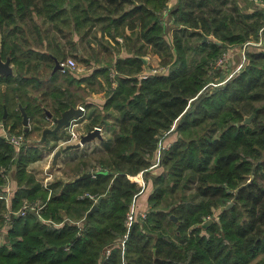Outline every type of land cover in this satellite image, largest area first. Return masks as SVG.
Listing matches in <instances>:
<instances>
[{"label": "trees", "instance_id": "16d2710c", "mask_svg": "<svg viewBox=\"0 0 264 264\" xmlns=\"http://www.w3.org/2000/svg\"><path fill=\"white\" fill-rule=\"evenodd\" d=\"M168 3L0 0L1 56L10 57L16 72L0 76L11 91L0 93L4 127L20 132V103L34 129L42 130L44 109L50 110L46 97L49 112L59 117L77 105L72 86L75 92L105 93V101L88 115V131L109 114L117 119L106 154L96 157L94 177L72 181L89 172L80 157L73 178L53 181L50 193L28 171L41 159L38 147L16 153L0 137V167L17 165L11 211L24 200L45 203L40 217L28 212L5 221L0 216V229H6L0 264H264V47L248 51L245 67L229 79L211 66L228 48L256 40L261 29L264 34V15L243 12L237 0H177L171 9ZM93 30L107 40L99 42L110 54L107 62L97 59L102 64L83 77L72 71L51 75L55 61L66 59L67 47L79 52L87 44L91 50L94 43L87 38ZM148 56L167 72L143 74L150 68L143 60ZM86 57L81 61L88 63ZM36 74L49 84L41 88ZM32 86L41 102L28 97ZM163 139L171 142L154 175L149 168ZM140 174L145 190L151 188L146 216L136 217L122 250L116 242L127 232L125 220L140 191L131 178ZM4 211L0 202V215Z\"/></svg>", "mask_w": 264, "mask_h": 264}, {"label": "rangeland", "instance_id": "374dc122", "mask_svg": "<svg viewBox=\"0 0 264 264\" xmlns=\"http://www.w3.org/2000/svg\"><path fill=\"white\" fill-rule=\"evenodd\" d=\"M167 17H168V15L167 16L166 15H164V16L162 15L163 21L165 22V24H167V28H169L167 30V33H168L167 36L170 37V33H171L170 28L171 27H170L169 21L167 20ZM36 20H37V18H36ZM37 22L39 23L38 20H37ZM88 40H90L92 43H94L93 44L94 46H92V44L90 46L91 50L87 47V44H86V49L83 48L84 44L81 47L79 46V52H74L75 50L70 51V49L68 47L66 49V52L68 54L66 59L67 58L74 59V61L78 65V67L81 69L80 72H74L73 71L74 74H77L79 77H83L84 75H87L88 73H91L93 67H98L99 64H102V62L101 61H97V59L101 58L102 61H106L104 59H108L109 55H110L109 53L101 50L100 47H99V42H100V40H102L101 34L99 32L97 34V33H95V30H93L91 35L87 38V41ZM62 41H65V39H63ZM102 41L103 42H107V40H105V39H103ZM116 47H117V45H116ZM251 50H253V48ZM85 56H87L86 58L89 59L88 63H84V62L81 61V59L83 57H85ZM240 56H241V54L239 55L238 52H233V51L229 52V63H230V61H232V62L234 61V62L237 63L234 67L230 68V72L229 73H231V71L234 70L233 68H237L240 65V63H241V61H240L241 57ZM145 59L147 60L146 62H148V63L151 62V64H149L151 68H159L158 66L160 64H158V62L155 63L154 62L155 59L149 58V57H145ZM11 66L13 67V76H15L16 72H14V65H11ZM90 66H92V67H90ZM58 75H59V83H61V81L63 79V76H61L62 74L61 75L58 74ZM36 76H38L37 78L40 79V80L43 79V78H40L41 74H36ZM43 82H42V84H43ZM45 85H41L40 84V87L43 88ZM6 91H8V93L11 95V91H10L9 87L7 85H5V84H0V93L2 94L4 92H6ZM75 91H76L75 88L73 89V86H72L71 87V93L73 94V97L76 100V103L78 104L77 106L78 107H84L86 109L83 119H80V121H82L81 122L82 124H81V126H79L77 128V132L78 133H82V132L88 131L87 130V125L90 122V118H89L88 115H89V113H90L92 108L93 109L94 108L98 109V106L101 105L104 102L103 100H104L105 93H104L103 90H101V92H97L96 93V92L91 91L90 88H86L85 90H81L80 89L77 92H75ZM30 93H34V94H38L39 93L38 96H40V97L42 96V94L39 92V89L36 88L35 86H32V88H30ZM39 102H41V101H39ZM81 102H84V104L81 103ZM47 104H49V108H50L49 111H51L52 107H51L50 102L47 101ZM84 105H87L89 108H86ZM13 108L14 109L17 108L16 100L14 101V104L12 105V109ZM100 126L102 127L101 133L103 135V140L96 139V140H94L92 142H88V143L84 144L82 147L78 148L79 150L77 149V151H74L73 149H70V150L64 152L63 153L64 156L61 158L60 162H58L59 168H57V170L55 171V174H54V176L52 178V182L55 181V180H58V179H61L63 181L71 180L73 178V175H74V172H75L74 171V166H75V163L77 161L76 159L79 160L80 157L87 160V166L85 167L86 171H88V170L90 171V170H92V168L94 166H97L96 157L99 156V155H102V154H106L107 147L111 143V141H112L111 139H112V137L114 135V132L116 130V127H117V119H116L115 116L109 114L106 117V121ZM28 127H29V130H30V133H29L28 137H26L25 144L27 146L32 145V143H34V142H37V144L38 143L40 144V139H41L40 137H41L42 130H34V126H33V123H32L31 120L29 121V126ZM44 127L53 128L52 125L50 124V122L46 121L45 119L43 121L42 129ZM1 128H2V126H1ZM18 128L20 129V132L18 130H15L12 134H25L24 127H23L22 123H21V125ZM57 136H59V137L61 136V138H62L61 140L62 141L69 138L68 135L65 136V135H62V134H58ZM52 137L53 136H51V135H47V141L42 145V149L45 148L44 145H48V144L50 146L53 145L52 142L49 143V141H51L50 139H52ZM174 138H175V136H174ZM53 139L55 140L56 138H53ZM170 142H171V140L167 141V140L163 139V141H162V143L165 144V145L170 144ZM73 143H77V142H72L70 144H73ZM65 145H67V144L62 145V147L65 146ZM58 147H60V146L56 145L53 148L52 151L49 150L50 151L49 155L50 154L53 155L54 151ZM58 160H59V158H58ZM47 161H48V158L46 159L45 156H44V157H42V160H40L39 163L34 164V165L31 166V171H32L33 174L36 175V177H38V178L41 177L40 174H39V170H40V168L43 165H46ZM156 170H157V168L152 169V170H150L151 171L150 173L153 174V172L156 171ZM140 176L143 178V175L140 174L139 177ZM137 177L131 178V181H133L134 178H137ZM143 180H144V178H143ZM52 182H50V184ZM133 182H136V181L134 180ZM144 182H145V180H144ZM144 182H143L142 185H144ZM141 183H142V181H141ZM138 186H139V184H138ZM141 190L142 189H140V191L138 193V197L136 198V200H134V202L132 203V205L130 207V210L131 211L135 210L136 214H139L140 212H143V211L139 210L140 208L138 206V202H142L143 198H145L146 195L149 193V189L148 188H147V190L144 191V193L141 192ZM141 194H143V195L141 196ZM46 223H49V222H46ZM4 235H5V232L4 231H0V241L3 240V236Z\"/></svg>", "mask_w": 264, "mask_h": 264}, {"label": "built area", "instance_id": "2783aa9c", "mask_svg": "<svg viewBox=\"0 0 264 264\" xmlns=\"http://www.w3.org/2000/svg\"><path fill=\"white\" fill-rule=\"evenodd\" d=\"M164 15L167 16L166 12L163 13V16ZM262 31H263V29H261L259 31V35H258V38L256 40H254V41L253 40L252 41H248V42H246V43L243 44L244 45L243 46V49H241V54H242V57H243L242 58V61H241L240 65L237 68H235L234 70H232L231 73H229V75H227V77H226L227 79H229L234 73L239 72L243 67H245V65L247 63L246 53L248 52V50L246 49V47L251 46V47H253V49L254 48H262V47H264V34H263ZM228 60H229L228 59V56L224 52V53H222V55L217 60L214 61V63H212L211 66L213 68H219V69L225 70L226 67H227V64H228ZM158 67L159 68H151L150 67L148 69H145L143 71V74H158V75H160V74H165L167 72V70H168V67H163V66H158ZM68 71H72V72L73 71L74 72H80L81 71V69L78 67V65L74 61V59L67 58L66 60L60 62V69H59L60 74L63 75L65 73H67ZM229 72H230V70H229ZM80 108L82 109L83 115L81 117H79V118H73V119H71L69 121V124L67 125V127L65 129L66 130V135H68L69 138L66 139V140H63L62 143H61V145H59V146H62L64 144H70L72 142H78L80 136L83 133H86V131L85 132H82V133H78L77 132V128L79 126H81V124H82L79 121H80V119H82L84 117V114H85V111H86V109L84 107H80ZM1 126L4 128L2 122H0V127ZM94 127L99 128L100 131L102 129L101 126H94ZM4 131L7 132L6 133V137H5L6 138V141L10 144V146H12L14 148V150L16 151V153L19 152L21 148L26 147V144H25V142H26V136H25V134H12L9 131H6V129ZM169 146H170V144L165 145L163 143H159L157 152L155 154V159H154L153 165L149 168L150 170L155 169V168L158 167V163L160 161L161 151L163 149H165V148H168ZM48 168H49V166H47L45 168L46 169L44 171L45 177L41 181L42 184H43V186L45 188H47V189L49 188V185H50V183H49L48 180H49V178L52 177V175L49 172H47V169ZM89 172L94 177L95 169L92 168V170H90ZM5 174H6V171L3 169V167H0V175L7 181L8 180L7 179V174L6 175ZM142 184H143V182H142ZM143 187H144V185H142V188ZM1 198H5V197L1 196ZM43 206L44 205L41 204L40 202H34V203L25 202L23 204L21 210L19 211V215L20 216H24V215H26V213L31 212V211L38 213V211ZM137 216H139L141 218H145V216H146V210L143 211V212H140L139 214H136L135 213V210L134 211H131L130 210L128 212L127 217H126V220H125V227L127 228V232L125 233V235L121 239H119L116 242V245L118 247H120L122 250H124V245H125V241L127 239V235H128L129 229L131 228V225H132V223L134 222V220L136 219ZM7 217H8V214L6 215V218ZM59 225H62V223L61 224H58V226ZM110 253H111V248H108L103 253V256L106 258V257H108L110 255Z\"/></svg>", "mask_w": 264, "mask_h": 264}, {"label": "crops", "instance_id": "0c3cea01", "mask_svg": "<svg viewBox=\"0 0 264 264\" xmlns=\"http://www.w3.org/2000/svg\"><path fill=\"white\" fill-rule=\"evenodd\" d=\"M176 2H177V0H169V3H168V8L169 9H171L172 7H174V5L176 4ZM237 2H238V5H239V7H240V9L243 11V12H245V13H253V12H255V11H259V12H261L263 15H264V0H237ZM243 46L244 45H241V46H233V47H230V48H228L226 51H225V53L227 54V56H228V59H229V52H238V54L240 55L241 54V49H243ZM253 47H251V46H248V47H246V49L248 50V51H252L251 49H252ZM254 49H257V48H254ZM253 49V50H254ZM149 58H153V59H155V63L156 62H158V59L155 57V56H148ZM241 58H240V61H242V54H241V56H240ZM148 63V62H147ZM148 64H151V62H149ZM159 64V63H158ZM237 63L236 62H232V61H230V63H229V60H228V64H227V67H226V69L224 70L225 72H226V74L227 75H229V70H230V68L231 67H234L235 65H236ZM13 65V64H12ZM233 69H235V68H233ZM89 74V73H88ZM38 79V78H37ZM44 82H43V81ZM38 81H42L43 82V84L42 85H45L46 83V85L45 86H47L48 84H49V82H48V79H46L45 80V78H43V79H38ZM46 82V83H45ZM116 86V82H113V87H115ZM39 95V93L38 94H34V93H30L29 92V94H28V97H31V98H36L37 99V101H39V99L41 98L40 96H38ZM46 100L47 101H49L50 102V98L49 97H46ZM47 101H45L44 102V104H47ZM103 101H105V96H104V100ZM82 103V102H81ZM78 105V104H77ZM76 105V106H77ZM76 106H74V107H76ZM86 108H89V107H86ZM48 118V117H47ZM4 126V125H3ZM33 126L35 127V125L33 124ZM3 128V127H2ZM1 127H0V137H3L5 140H6V133L7 132H4V130L6 129L5 127L2 129ZM35 130V129H34ZM6 131H9V129H6ZM9 133V132H8ZM10 133H13V132H10ZM28 137V136H27ZM53 138H58V140L56 141V139L54 140ZM62 138H61V136L60 137H57V136H53L52 137V139H50L51 141H49V143H51L52 142V144L53 145H44L45 146V148H43L42 149V145L43 144H37V142H34V143H32V146L33 147H38V149L40 150V152H41V159L40 160H42V157H44L45 156V158L47 159L48 158V161L46 162V165H43L41 168H40V170H39V174H40V176L41 177H36V175H35V177H36V179L42 184V180L44 179V177H45V175H44V171L46 170L45 168L47 167V166H49V168L47 169V172H49L51 175H52V177L51 178H49V183L50 182H52V178H53V176H54V174H55V171L57 170V168H59V164H58V162H60V160H61V158L64 156V154H62V156L61 157H59V160L57 161V164H56V166L55 167H51V161H52V155L50 154L49 155V150H53V148L56 146V145H61V143H62V140H61ZM59 143V144H58ZM9 144V143H8ZM10 145V144H9ZM30 146V145H29ZM12 147V146H11ZM28 146L26 145V147H23L22 149H26ZM74 151H77V149H73ZM79 150V149H78ZM40 160H38V161H36V162H34V163H32V164H30L29 166H28V171H30V172H32L31 171V166L32 165H34V164H37V163H39L40 162ZM158 168V167H157ZM5 171H6V174H7V181L3 178V180H4V185H1L0 186V202L1 203H3L4 205H5V211L0 215L1 216V218H3L5 221H8V219H13L14 217H24V216H20L19 215V211L21 210V208H22V206H23V204L25 203V202H30V201H28V200H24L23 201V203H22V205H21V207L16 211V212H12L11 211V205H12V199H13V197L15 196V193H16V191H17V189H18V187H17V184H16V173H17V165H16V163H13V165L12 166H10L9 167V169H7V168H3ZM159 173V170L157 169L156 171H154L153 172V174L154 175H156V174H158ZM5 174V175H6ZM140 178V179H139ZM134 180L139 184V186L141 187V192H143L144 193V191H145V189H146V184H145V182H144V180H143V178L140 176V177H137V178H134ZM133 180V181H134ZM141 181L142 182H144V187L142 188V183H141ZM43 185V184H42ZM44 187V186H43ZM47 189V188H46ZM149 189V188H148ZM49 190V193L51 192V190H50V188L48 189ZM150 191H151V188L149 189V193H150ZM149 193L146 195V197L145 198H143V200H142V202H138V206H139V210H141V211H145L146 209H147V199H148V195H149ZM143 194H141V196H142ZM1 196H3V197H5V198H1ZM35 202H40L41 204H43V205H45V203H42L40 200H37V201H35ZM32 203H34V202H32ZM44 207V206H43ZM42 207V208H43ZM41 208V209H42ZM40 209V210H41ZM40 210L38 211V215H39V217H40ZM32 212V211H31ZM8 214V217L6 218V215ZM27 214V213H26ZM46 222H50V221H46ZM6 226V225H5ZM0 231H6V229L5 228H2V229H0ZM6 233V232H5ZM5 236V235H4ZM3 236V237H4Z\"/></svg>", "mask_w": 264, "mask_h": 264}, {"label": "water", "instance_id": "95a60500", "mask_svg": "<svg viewBox=\"0 0 264 264\" xmlns=\"http://www.w3.org/2000/svg\"><path fill=\"white\" fill-rule=\"evenodd\" d=\"M206 39H207V37H204V40H206ZM210 39H212L214 41L213 38H210ZM143 60H144V63H146L147 60L145 58H143ZM59 69H60V62L56 60L54 68L51 72V75L58 72ZM10 75H13V67L11 66V59L8 56L5 60H3L2 56H1V49H0V76L1 77H7ZM18 109H19L21 116H22V125L24 127V131L28 132L29 131V127H28L29 126V117H28V114L26 112V109L20 103L18 104ZM44 111H45V113L49 119L53 118V115L51 114V112H49L46 109H44ZM4 112H5V114H4L3 119H5L6 115H7L6 106H4ZM82 115H83V113H82V109L80 107L70 106L68 109L63 111L59 117H56L53 119L54 124H55L53 128L44 127L42 129L40 143L44 144L47 141V135H51V136H57L58 134H64L65 135V129H66L67 125L69 124V121L73 118H79ZM253 117H254V114H251L250 116H245L244 120L242 121V124H248ZM96 139L103 140V135H102L99 128L94 127L93 129L87 131L86 133H83L80 136L79 141L77 143L67 144L63 147L62 146L58 147L52 155L51 167L56 166L58 158L61 157L64 152H66L70 149H78V148L82 147L84 144H86L88 142H92ZM91 176H92V174L90 172H85V173H82L81 175L75 177L72 181L76 182V181H79V180H82L85 178H89ZM245 185H242L241 187L236 189L234 194H237L238 191ZM100 200H101V197H99L98 202ZM232 204H233V202H230L229 205L226 206V209L230 208L232 206ZM96 209H97V205L95 204L87 212L85 218L87 219L89 217V215L92 214ZM33 214L36 215L37 217H39L37 212H33ZM171 219H174L176 222L178 221L174 215H171ZM211 222H212V220H209L207 223L204 224V226L208 225ZM7 238L8 237H6V239Z\"/></svg>", "mask_w": 264, "mask_h": 264}, {"label": "flooded vegetation", "instance_id": "af4514ba", "mask_svg": "<svg viewBox=\"0 0 264 264\" xmlns=\"http://www.w3.org/2000/svg\"><path fill=\"white\" fill-rule=\"evenodd\" d=\"M11 65H12V63H11ZM78 107V106H77ZM54 117L52 118V119H49V118H45V120L46 121H48V122H50V124L52 125V127H54ZM83 119V118H82ZM79 122H82V121H79ZM87 132V131H86ZM62 135H64V134H62ZM65 135H66V130H65ZM57 137H59V136H57ZM58 140V138L56 139V141ZM61 147V146H60Z\"/></svg>", "mask_w": 264, "mask_h": 264}]
</instances>
